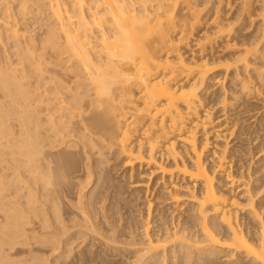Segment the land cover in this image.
Returning <instances> with one entry per match:
<instances>
[{
    "label": "bare ground",
    "instance_id": "6f19581e",
    "mask_svg": "<svg viewBox=\"0 0 264 264\" xmlns=\"http://www.w3.org/2000/svg\"><path fill=\"white\" fill-rule=\"evenodd\" d=\"M249 99L264 0H0V264H264Z\"/></svg>",
    "mask_w": 264,
    "mask_h": 264
},
{
    "label": "rangeland",
    "instance_id": "374dc122",
    "mask_svg": "<svg viewBox=\"0 0 264 264\" xmlns=\"http://www.w3.org/2000/svg\"><path fill=\"white\" fill-rule=\"evenodd\" d=\"M37 20L39 22L36 25L37 27H40L41 25L43 26L47 22L46 19L43 21L42 18H38ZM250 102L251 99H249L247 102L245 101L246 105L241 108L242 112L239 115V124L244 128L241 132L242 134L240 135V140H236V142H234L233 144L238 143L240 145L237 149L238 152L236 153V162L238 165L244 166L247 169V165L250 163V158H253L254 155L250 173L254 174L253 178L255 179L258 175L261 174L260 171L264 169V167H262L264 166V161H255V158L257 157L260 149L264 148V119L262 117L263 110L260 106V103L253 104ZM217 111L218 110H215V117H218L222 114V112L217 113ZM252 116L253 118L251 119ZM253 119L255 120L254 124L251 123ZM257 138L258 140L255 142ZM254 143L257 145H253ZM259 144L262 145L258 148ZM141 197V199H137V201L134 203L135 207L138 209L145 208V206H143V203L144 201L149 199H146L145 195H141ZM140 204L142 205L140 206Z\"/></svg>",
    "mask_w": 264,
    "mask_h": 264
}]
</instances>
